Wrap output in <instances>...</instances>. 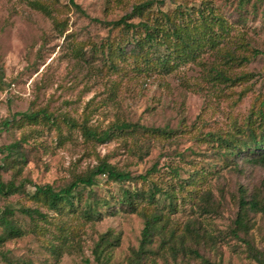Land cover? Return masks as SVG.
I'll use <instances>...</instances> for the list:
<instances>
[{"label": "rangeland", "instance_id": "rangeland-1", "mask_svg": "<svg viewBox=\"0 0 264 264\" xmlns=\"http://www.w3.org/2000/svg\"><path fill=\"white\" fill-rule=\"evenodd\" d=\"M75 1L81 11L69 0H0V146L26 137L27 154L15 167H0L2 180L26 182L24 192L0 196V209L13 207V217L27 231L0 244V264H99L93 250L107 232L113 246L106 264H261L255 254L264 259V211L250 210L244 229H238L236 218L242 193L264 204V150L234 154L218 136L244 138L239 128L247 130L252 112L264 108V0H245L243 6L240 0H164L160 6L170 12L210 4L229 30L220 51L209 49L168 75L140 72L132 58L120 57L126 31L107 24L141 0ZM228 51L234 59L228 60ZM241 56L249 60L242 62ZM221 69L239 79L216 77ZM40 109L55 114L58 124L20 120V115L13 121L19 112ZM65 115L98 130L120 120L150 130L100 142L79 126H68ZM256 133L260 139L264 128ZM3 156L0 150V166ZM102 160L133 176L156 165L150 178L176 193V209L164 201L129 212L114 198L125 188H148L149 182H115L106 175L92 187L111 201L100 221L61 215L27 196L36 185L64 187ZM197 175V185L179 186ZM194 188L199 194L190 191ZM24 206H38L51 223L37 218L41 227L33 231L34 220L19 210ZM141 210L158 211L164 227L135 263L145 226ZM64 225L73 230V239L57 259L48 245L59 242L55 238Z\"/></svg>", "mask_w": 264, "mask_h": 264}, {"label": "trees", "instance_id": "trees-1", "mask_svg": "<svg viewBox=\"0 0 264 264\" xmlns=\"http://www.w3.org/2000/svg\"><path fill=\"white\" fill-rule=\"evenodd\" d=\"M69 2L78 10H82L75 0H69ZM163 3L164 0H141L133 4L130 12H127L117 20L107 23L113 27L121 26L126 31V43L125 45L120 44L118 47L120 57L126 61L132 58L135 61V68L140 72L168 75L176 72L188 62L199 60L202 53L209 49L220 51V46L226 39L229 30L224 19L219 16L213 6L208 4L196 9L179 6L173 12H170L161 8L160 5ZM34 4L39 8L43 7L39 2ZM244 4L245 0H240V5L243 6ZM46 12L50 13L48 10ZM134 18H138V21H130ZM57 25L60 24L57 23ZM226 54L228 55V60L235 58L234 53L231 51ZM248 60L247 56H241L240 58L242 62H247ZM225 73L226 71L223 69L217 70L216 77L233 82L239 79L238 76L231 78ZM261 103H264V99ZM17 115H20V120H27L33 123L41 121L58 124L55 114L46 109L19 112L14 115L13 121L16 120L15 117ZM248 119L247 130H240L239 128V132L243 133L245 131L246 135L244 138H236L235 136L232 139L218 136V140L225 144L226 148L232 149L231 153L236 154L238 151L253 153L255 150H260L261 152L264 150V133L260 139L256 135L257 128H264V108L258 112H252ZM62 121L70 127L79 126L87 138L100 142L107 141L117 134L130 130L136 131L139 128L150 130V128L125 120L116 121L103 130L88 126L86 120L78 123L72 116L65 115L62 117ZM10 123V120H6L4 125L7 126ZM153 131H161V129H153ZM25 141L26 137H21L8 145L0 146V150L4 154L3 164L0 167L8 169L26 161L27 154L23 147V142ZM154 171H156V165L145 173L133 176L129 171L119 169L107 160H102L86 174L76 176L64 187L55 188L50 183L36 185L35 190L32 193H27V196L38 204L45 206L48 210L56 211L61 215H78L87 221H100L105 216L102 208H111V201L106 197H100L93 191L92 187L98 183L99 176L106 175L115 182L133 179H140L143 183L149 182L148 188H125L120 196L114 198L117 201L116 203L127 207L126 209L129 212L139 211L140 206L144 204H155L159 207L164 201L168 203L171 210L173 209L172 206L176 209L174 203L176 193L162 188L161 185L150 178ZM175 172L177 174L178 170L175 169ZM199 177V175L193 176L190 177V180H182L178 184L182 188L197 185ZM25 184V180L17 183L14 178L9 181H4L0 178V196L6 197L24 192ZM88 188H90V194L85 197L84 192ZM190 191L196 195L199 194L198 188ZM162 196H164L163 199ZM19 210L27 214L31 220H34L33 222L39 218L51 223L49 214L43 212L38 206H24L19 208ZM250 210L264 211V204L256 197L249 200L246 198L245 193H242L239 197V211L236 218L238 229H244L247 226ZM14 213L15 209L11 206L0 209V226L2 227L0 244L16 237H22L27 233L26 229L13 217ZM114 213L115 211L110 214ZM142 213L145 215V226L142 231L140 245L135 251V257L133 258L135 263L146 257V254L151 250L150 246L154 242L155 235L161 234L164 227L163 223L161 224L163 215L158 211L151 214H147L144 211ZM39 225V223L35 222L33 231L40 228L41 226ZM188 228L190 229L189 224ZM72 231H69V228L65 225L61 226L59 227L60 233L55 238L59 242H49L48 248L57 259L71 246ZM115 239L117 241V238ZM111 246H113V242L110 232L101 235L93 250L99 264L108 262L110 253H107V250ZM193 252L198 255L196 250H193ZM255 255L257 260L264 264V259L258 254Z\"/></svg>", "mask_w": 264, "mask_h": 264}]
</instances>
